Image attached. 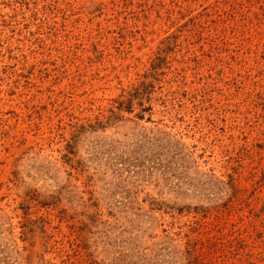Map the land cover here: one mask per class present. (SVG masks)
<instances>
[{
  "label": "rangeland",
  "instance_id": "374dc122",
  "mask_svg": "<svg viewBox=\"0 0 264 264\" xmlns=\"http://www.w3.org/2000/svg\"><path fill=\"white\" fill-rule=\"evenodd\" d=\"M0 264H264V0H0Z\"/></svg>",
  "mask_w": 264,
  "mask_h": 264
}]
</instances>
